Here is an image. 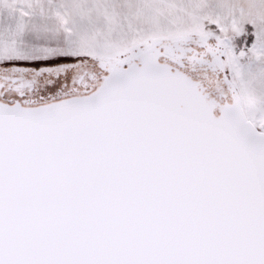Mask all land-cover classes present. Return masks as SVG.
<instances>
[{"label":"snow or ice","instance_id":"6c2138e0","mask_svg":"<svg viewBox=\"0 0 264 264\" xmlns=\"http://www.w3.org/2000/svg\"><path fill=\"white\" fill-rule=\"evenodd\" d=\"M0 264H264V0H0Z\"/></svg>","mask_w":264,"mask_h":264}]
</instances>
